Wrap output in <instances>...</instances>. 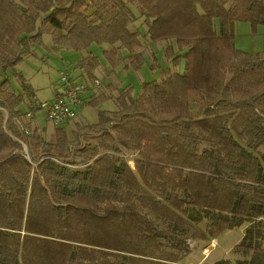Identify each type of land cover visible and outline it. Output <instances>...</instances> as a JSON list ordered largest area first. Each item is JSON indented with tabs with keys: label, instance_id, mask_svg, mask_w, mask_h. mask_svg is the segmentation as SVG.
I'll list each match as a JSON object with an SVG mask.
<instances>
[{
	"label": "trees",
	"instance_id": "trees-1",
	"mask_svg": "<svg viewBox=\"0 0 264 264\" xmlns=\"http://www.w3.org/2000/svg\"><path fill=\"white\" fill-rule=\"evenodd\" d=\"M236 21L264 24V0H0V264H173L190 240L240 226L239 258L214 264H264V54L235 48ZM44 30L77 52L105 43L110 65L134 69L141 37L169 42L184 70L121 92L72 140L61 126L45 139L3 75ZM99 64L77 62L87 87Z\"/></svg>",
	"mask_w": 264,
	"mask_h": 264
},
{
	"label": "rangeland",
	"instance_id": "rangeland-1",
	"mask_svg": "<svg viewBox=\"0 0 264 264\" xmlns=\"http://www.w3.org/2000/svg\"><path fill=\"white\" fill-rule=\"evenodd\" d=\"M132 9L137 17L131 24L130 29H138L141 33H144L146 28L142 16H139V8L133 7ZM233 34L236 49L249 54H264V24L252 28L248 22L236 21ZM167 44L169 42H152L144 37L140 38L138 52L141 53L143 59L139 68L134 69L130 65L125 66L123 62L117 63L115 66L110 65L103 55V50L109 48L105 43H93L88 51L77 52L55 45L52 34L44 30L40 43L35 44L33 47V54L23 56L22 60L14 67V70L7 69L3 72L4 78H7L11 83L10 87L7 84L4 88L15 91V93L24 92V102L20 105V109L25 115H22L21 120L28 123L30 134L36 127L41 137L49 139L54 132V128L58 125L48 121L44 111L34 107L33 104L51 98L60 83L61 73L66 72L72 77L74 65L80 58L88 56L89 53L96 56L100 62L99 67L95 70L98 83L90 85L91 89L96 91V93L93 92L96 95V103L79 107L76 117L61 126L72 140V133L77 129V126L97 122L98 112L101 110H113L115 104L111 99L119 93L129 92L130 96L136 98L140 92L142 82L159 81L164 74L166 75L172 71L183 72L184 61L182 58L177 66H173L166 58L164 51ZM171 44L174 49H177L174 42H171ZM17 73H20L22 78L21 76L17 77L15 75ZM109 86L111 87L109 88ZM109 97L111 99H108ZM191 108L193 111L196 110L194 102H191ZM28 112L31 113V116H26ZM26 138H14L21 143L23 151H27ZM100 139L101 137L95 134L82 135L80 142L81 144L87 143L96 146ZM74 148L75 144L72 143L70 149ZM129 154L134 155L128 152L127 155ZM130 163L133 165V162ZM243 235L244 226L226 230L218 234L216 240L200 241V244L189 254L173 264H214L222 259L234 261L239 258V255L233 253L232 248L239 243ZM189 243H191V240ZM202 247L206 249V253Z\"/></svg>",
	"mask_w": 264,
	"mask_h": 264
},
{
	"label": "built area",
	"instance_id": "built-area-1",
	"mask_svg": "<svg viewBox=\"0 0 264 264\" xmlns=\"http://www.w3.org/2000/svg\"><path fill=\"white\" fill-rule=\"evenodd\" d=\"M59 82L52 99L36 102L33 106L42 109L48 121L62 126L76 117L87 86L84 81L76 80L66 72L61 73ZM26 116H31V113H26ZM22 130L28 132L27 129ZM203 251L206 253V249Z\"/></svg>",
	"mask_w": 264,
	"mask_h": 264
},
{
	"label": "crops",
	"instance_id": "crops-1",
	"mask_svg": "<svg viewBox=\"0 0 264 264\" xmlns=\"http://www.w3.org/2000/svg\"><path fill=\"white\" fill-rule=\"evenodd\" d=\"M142 21H143V19H142ZM145 25V24H144ZM145 28H146V26H145ZM142 38V37H141ZM123 55H125V53H127V52H125V51H123ZM92 55V54H91ZM83 57H85V56H83ZM81 59V58H80ZM79 59V60H80ZM78 60V61H79ZM77 61V62H78ZM77 62H76V64L74 65V69H73V76H74V78L76 79V80H79V81H85V78H84V76H83V73H82V71L76 66L77 65ZM95 73V72H94ZM72 76V77H73ZM95 78L97 79V77H96V73H95ZM90 85H92V84H90ZM89 85V87H87L86 88V90H85V92H84V94H83V102H82V104H81V106H80V108L81 107H83V106H86V105H88V102L93 98V97H96V95L94 94V93H96V91L94 90V89H91V86ZM111 86H109V88H110ZM94 92V93H93ZM110 94V93H109ZM120 94V93H119ZM118 94V95H119ZM55 94H53V96H54ZM117 95V96H118ZM53 96L51 97V98H49V99H52L53 98ZM98 96V95H97ZM116 96V97H117ZM116 97L115 98H108V99H111L113 102H114V104H115V108L113 109V110H116L118 107H117V103H116ZM104 98H106L105 96H104ZM49 99H46V100H49ZM45 101V100H44ZM113 110H104V111H107V112H110V111H113ZM131 164V163H130ZM132 165V164H131ZM216 240V239H215ZM200 240H192L191 241V243H189L190 244V248H191V251L194 249V248H196L200 243ZM202 249H203V247H202Z\"/></svg>",
	"mask_w": 264,
	"mask_h": 264
}]
</instances>
